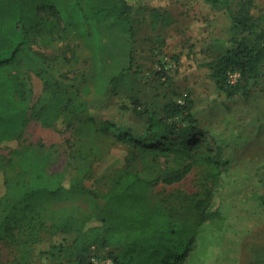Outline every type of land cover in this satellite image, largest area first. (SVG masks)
<instances>
[{
	"label": "rangeland",
	"instance_id": "374dc122",
	"mask_svg": "<svg viewBox=\"0 0 264 264\" xmlns=\"http://www.w3.org/2000/svg\"><path fill=\"white\" fill-rule=\"evenodd\" d=\"M218 1L143 0L121 20L99 22L84 23L70 13L66 33L61 32L62 24L56 27V41L47 44V38H38L33 45L56 60L45 62L42 70L18 65L7 72L17 74L29 90L31 107L52 95L81 105L80 112L65 113V121L52 128L31 119L21 141L49 153V171L66 172L67 182L80 164L87 163L86 185L103 194L132 158V148L118 138L124 133L143 137L149 113L189 97L202 133L194 138L201 143L196 156L218 152L221 171L213 178L211 168L199 162L180 182L154 185L151 195L184 218L197 217L190 198L205 200L207 210L216 213L213 221L201 223L189 264H264V62L246 93L228 98L217 88L206 64L234 47V35L240 36L233 17L246 0ZM253 1L251 15L257 18L264 14V0ZM164 12L170 14L168 25ZM238 78L234 73L229 79ZM45 79L51 88H45ZM11 150L0 144V195L2 172H11L6 166L14 156ZM190 163L168 154L132 165L150 178ZM50 208L56 212L55 221L64 220L73 209L90 211L85 199ZM73 240L74 234L49 230L42 241L28 247V264H75ZM61 242L66 249L60 255H43ZM16 247L0 243L3 264H12ZM111 252L116 250L93 247L90 253L103 264H113Z\"/></svg>",
	"mask_w": 264,
	"mask_h": 264
},
{
	"label": "trees",
	"instance_id": "16d2710c",
	"mask_svg": "<svg viewBox=\"0 0 264 264\" xmlns=\"http://www.w3.org/2000/svg\"><path fill=\"white\" fill-rule=\"evenodd\" d=\"M135 1L0 0V144L13 148L14 154L6 162L11 172H2L0 243L17 246L12 264H28V247L42 241L49 230L50 234H74L75 264H93L95 255L90 253L93 247L114 248L116 252L110 253L113 264H189L201 223L213 221L216 216L207 210L203 199H189L193 210L198 212L196 218L189 219L154 201L151 195L154 185L161 181L180 182L199 162L211 168L213 178L221 171L218 152L213 156H196L201 143L194 138L202 133L195 125L189 97L184 103L170 101L162 110L149 113L143 137L137 139L124 133L118 138L132 148V158L112 179L104 194L86 185L90 176L87 163L80 164L67 182L66 172L49 171V153L39 145L21 141L31 119L52 128L65 119V113L76 114L82 107L73 100L64 101L52 94L48 101L31 107L29 90L17 74L7 71L18 65L38 66L42 70L45 62L56 60L57 57H48L33 45L38 38H47V44L56 41V27L62 24L61 32L66 33L65 19L70 13L78 14L84 23L110 18L121 20L126 12L143 3V0ZM253 8V0L241 3L238 14L233 17L234 29L240 37L234 35V47L206 64L217 88L228 98L246 93L249 80L264 62V14L253 18ZM25 10L28 12L24 14ZM36 11L47 13V18L38 16ZM163 21L170 24L168 12H164ZM234 73L239 76L236 82L229 79ZM45 88H51L48 79H45ZM135 104L138 105L136 101ZM71 121L68 120V129ZM168 154H176L191 163L150 178L133 168L135 161L146 162L148 157ZM78 199L87 200L89 212L73 209L64 220H53L56 212L50 211V207ZM65 249V243H55L43 255L55 258ZM0 264H3L1 255Z\"/></svg>",
	"mask_w": 264,
	"mask_h": 264
},
{
	"label": "built area",
	"instance_id": "2783aa9c",
	"mask_svg": "<svg viewBox=\"0 0 264 264\" xmlns=\"http://www.w3.org/2000/svg\"><path fill=\"white\" fill-rule=\"evenodd\" d=\"M92 263L93 264H103V263H101V261L100 260H98L97 258H95V257H93L92 258ZM105 264H111L110 262H108V263H105Z\"/></svg>",
	"mask_w": 264,
	"mask_h": 264
}]
</instances>
